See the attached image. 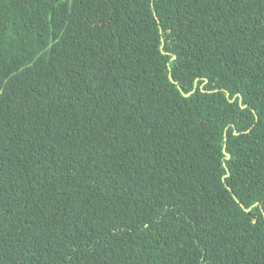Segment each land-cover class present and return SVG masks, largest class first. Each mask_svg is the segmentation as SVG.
Instances as JSON below:
<instances>
[{
  "label": "trees",
  "instance_id": "obj_1",
  "mask_svg": "<svg viewBox=\"0 0 264 264\" xmlns=\"http://www.w3.org/2000/svg\"><path fill=\"white\" fill-rule=\"evenodd\" d=\"M0 264H264V0H0Z\"/></svg>",
  "mask_w": 264,
  "mask_h": 264
}]
</instances>
